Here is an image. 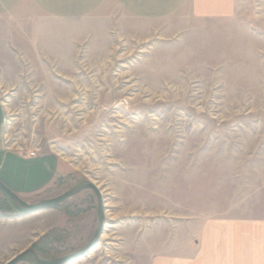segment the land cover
I'll list each match as a JSON object with an SVG mask.
<instances>
[{
  "label": "rangeland",
  "instance_id": "obj_1",
  "mask_svg": "<svg viewBox=\"0 0 264 264\" xmlns=\"http://www.w3.org/2000/svg\"><path fill=\"white\" fill-rule=\"evenodd\" d=\"M236 4L218 19L0 25V181L28 204L103 194L99 243L72 264H171L191 229L224 226L227 264H264V0ZM99 224L92 190L35 213L0 190V264L76 253Z\"/></svg>",
  "mask_w": 264,
  "mask_h": 264
},
{
  "label": "crops",
  "instance_id": "obj_2",
  "mask_svg": "<svg viewBox=\"0 0 264 264\" xmlns=\"http://www.w3.org/2000/svg\"><path fill=\"white\" fill-rule=\"evenodd\" d=\"M236 5V0H0V25L116 26L120 17L132 22L164 16L189 20L218 19L233 16ZM229 227L224 226L223 235L217 232L211 235L212 232L206 231L208 228L199 233L190 228L194 248L190 246L187 253H182L179 247H174L179 253L171 264H227L228 249L232 263V249L228 248L226 241L227 237H232ZM222 236L224 241L220 239ZM207 237H211L209 243H206Z\"/></svg>",
  "mask_w": 264,
  "mask_h": 264
},
{
  "label": "water",
  "instance_id": "obj_3",
  "mask_svg": "<svg viewBox=\"0 0 264 264\" xmlns=\"http://www.w3.org/2000/svg\"><path fill=\"white\" fill-rule=\"evenodd\" d=\"M0 190L4 192L11 199L14 207L22 213H35L38 211L50 209L54 206L61 204L67 199L82 193L85 190H92L95 193L98 201V215L100 222L99 227L92 241L87 246L83 247L76 253H73L65 257H61L53 261H46V260H42L38 256V253L35 250L30 249L16 254L11 259L6 261L4 264H18L21 262H28L30 264H72L75 261H78L83 257H85L86 255H88L91 252V250L94 249L96 245L99 243L100 236L103 232L105 225V206H104V199L102 193L95 184L85 183L83 185L70 189L57 197L46 199L36 204L26 203L14 191L8 188L1 181H0Z\"/></svg>",
  "mask_w": 264,
  "mask_h": 264
},
{
  "label": "built area",
  "instance_id": "obj_4",
  "mask_svg": "<svg viewBox=\"0 0 264 264\" xmlns=\"http://www.w3.org/2000/svg\"><path fill=\"white\" fill-rule=\"evenodd\" d=\"M38 150L36 149V151H32V152H30V156L31 157H36V155H37V152Z\"/></svg>",
  "mask_w": 264,
  "mask_h": 264
},
{
  "label": "bare ground",
  "instance_id": "obj_5",
  "mask_svg": "<svg viewBox=\"0 0 264 264\" xmlns=\"http://www.w3.org/2000/svg\"><path fill=\"white\" fill-rule=\"evenodd\" d=\"M101 191V190H100ZM101 193H102V191H101ZM102 196H103V194H102ZM104 199V198H103Z\"/></svg>",
  "mask_w": 264,
  "mask_h": 264
}]
</instances>
